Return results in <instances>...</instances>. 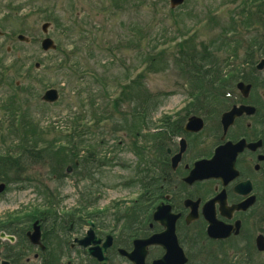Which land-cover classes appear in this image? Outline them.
I'll use <instances>...</instances> for the list:
<instances>
[{"label":"rangeland","instance_id":"1","mask_svg":"<svg viewBox=\"0 0 264 264\" xmlns=\"http://www.w3.org/2000/svg\"><path fill=\"white\" fill-rule=\"evenodd\" d=\"M9 1L18 2L19 9L6 10L8 18L0 26L25 35L29 43L3 44L0 38V59H15L11 70H0V157L11 156L0 162V182L6 183L0 195V224L25 208L48 206L69 216L72 209L86 207L89 190L95 209L146 205L145 197H138L139 174L133 171L142 155L137 170L150 164L158 119L191 95L195 84H206V93L198 95L214 94L213 88L207 89L208 81L192 74L205 72L207 62L227 74L253 47V40L261 43L264 32L257 24L264 20V0L260 6L258 0H184L176 9H170L169 0ZM248 17L251 27H246ZM43 23H49L47 37L55 42V52L40 49ZM7 47L14 51L8 53ZM203 48H209V57ZM62 50L66 56L75 50L68 64L71 71L61 70L66 59ZM190 54L196 62L189 61ZM148 55L155 59L150 67L143 64L151 60ZM223 85L216 81L217 90ZM48 89L59 92L54 104L41 101ZM7 116L12 119L7 121ZM134 141L143 148L134 149ZM21 142L26 143L24 150ZM65 144L80 155L94 148L98 162L75 173L66 166L51 174L50 167L63 157L53 154ZM24 153H32L31 158ZM150 175L144 173L142 192L144 186L150 191ZM230 251L208 245L204 256L201 248L195 249L193 259H231ZM254 256L252 263L262 264V258Z\"/></svg>","mask_w":264,"mask_h":264},{"label":"flooded vegetation","instance_id":"2","mask_svg":"<svg viewBox=\"0 0 264 264\" xmlns=\"http://www.w3.org/2000/svg\"><path fill=\"white\" fill-rule=\"evenodd\" d=\"M0 3V21H5L6 10L14 11L18 2ZM4 27L3 44L29 43ZM261 34V43L245 50L250 56L231 68L230 86L217 90L210 81L214 94L187 95L158 119L151 139L150 191L138 193L146 205L95 209L87 196L86 207L72 209L69 216L53 208L20 209L0 224V264H163L168 246L169 264H253L254 255L264 264ZM14 61L0 59V70H11ZM78 170L70 167L69 173ZM208 245L231 249V259H193L195 249L204 256Z\"/></svg>","mask_w":264,"mask_h":264},{"label":"trees","instance_id":"3","mask_svg":"<svg viewBox=\"0 0 264 264\" xmlns=\"http://www.w3.org/2000/svg\"><path fill=\"white\" fill-rule=\"evenodd\" d=\"M257 4H258V6H260V4H263V0H258L257 1ZM249 18V22H247V23H249V25H247L246 27H251L252 25H250L251 23H252V18H250V17H248ZM257 24H259V26L260 27H262V28H264V22H257ZM253 41H255V40H253ZM252 41V42H253ZM251 42V43H252ZM224 44V43H223ZM251 45V44H250ZM179 46H181V44H179ZM204 50H206L207 48H203ZM204 54H205V57L206 56H210L209 54H208V52H207V50L206 51H204ZM250 54L251 53H248V55H247V57L248 56H250ZM74 55H75V53L74 52H71L70 54H69V56H66V53H63V56H64V58L66 57V59L63 61V63H62V65H61V70L62 71H71L70 70V68H68V64L70 63V59L72 58V57H74ZM189 57H190V59H189V61H191L192 60V58H193V60L195 61L196 59L193 57V55H189ZM213 57V56H212ZM147 58H151V60L149 61V63H146V62H148L147 60H145V61H143V64H149V66L148 67H150V66H152L153 65V63H154V60L155 59H152V57L150 56V55H148V57ZM154 58V57H153ZM69 62H68V61ZM192 60V61H193ZM196 62V61H195ZM198 63V62H197ZM189 66H191V68H193L192 67V65H189ZM68 68V69H65V68ZM206 67V66H205ZM204 72V71H203ZM203 72H201V71H198L197 73H193L192 74V76H193V78H199V79H204V80H206V81H208V83L210 82V80L209 79H212L211 80V82L212 83H214V82H219V83H222V84H224L223 86H221V88H225L226 86H228L226 83H229V80H230V78H231V76H230V74H228L227 76H223L222 74V72H223V70H221V69H218L217 67H216V64H215V62L214 63H210V67L208 68H206V70H205V72L203 73ZM216 79V80H215ZM212 83H210V85H209V87L207 88V89H209V88H214V84H212ZM205 87H206V84H195V86H194V90H198V92L197 93H193V92H195V91H193L192 92V94L194 95V94H200V93H202V92H205L206 93V89H205ZM123 88V90L124 89H126L125 88V85L122 87ZM213 90V89H212ZM208 90H207V94H208ZM147 136H149V135H147ZM54 140H57V139H54ZM56 142V141H55ZM22 143V145L24 146V145H26V143L24 144V142H21ZM47 143V142H46ZM144 143H146L145 141H144ZM51 144H52V142H49L47 145L48 146H51ZM66 145H68V144H65V145H61V146H57L58 147V149H56L55 151V154H53L54 156H56V154L58 155V154H61V156H63L60 160H58V161H56V163H54V165L53 166H51L50 167V171H51V174H53V175H57V172H58V170L59 169H61V170H63L64 169V167L66 166V165H68V164H73V162H74V159H73V157L75 156V157H77L78 158V155L80 156V152L76 149V148H74V147H72V146H69V147H67ZM132 147L134 148V149H136V150H138L139 148H137V147H139V145L137 144V142L136 141H134L133 143H132ZM143 148V147H142ZM90 150H88V151H86V152H84L85 154H83L80 158H78L79 159V161H83V163L82 164H80L79 165V167H81V168H85L88 164H94L95 162H98V161H95V150H94V148H89ZM23 150H24V148H23ZM27 152V151H26ZM29 152V151H28ZM73 152H75V154L73 153ZM143 153V152H142ZM32 153H24L23 154V156H25L26 158H31L30 157V155H31ZM9 157H11L10 155H8V157H5V156H1L0 157V162L2 163L3 161H9ZM142 157H143V155L141 156V159H142ZM140 159V160H141ZM147 162H149V160H147ZM144 168L145 169H148L149 168V164H145V166H144ZM84 170H86V169H84ZM146 173H148V171H146ZM144 179V178H143ZM1 182H3V181H1ZM3 183H5V182H3ZM6 184V183H5ZM144 189H146V187L144 186Z\"/></svg>","mask_w":264,"mask_h":264},{"label":"water","instance_id":"4","mask_svg":"<svg viewBox=\"0 0 264 264\" xmlns=\"http://www.w3.org/2000/svg\"><path fill=\"white\" fill-rule=\"evenodd\" d=\"M182 3H183V0H171V6L172 7H176ZM48 26H49V24H44L42 26V31L46 32ZM20 40H23V38L20 37ZM42 48L45 51L55 50V45L53 44V42L50 39H46L42 43ZM262 62H264V61H262ZM57 98H58V93L55 90H49L43 96V101L48 102V103H53L57 100ZM230 115H231V113L228 116H230ZM3 190H4V185L1 184L0 185V193L3 192ZM168 232H169V229H168ZM166 248H168V253L166 254L164 259L159 261L160 263H163V264H169L171 262V253H170L171 247L168 246ZM174 248H177V247L175 246ZM263 248L264 247H262L261 249H263ZM183 259H185V258H183ZM174 262H177V259H174ZM176 264H182V263L180 261H178Z\"/></svg>","mask_w":264,"mask_h":264},{"label":"bare ground","instance_id":"5","mask_svg":"<svg viewBox=\"0 0 264 264\" xmlns=\"http://www.w3.org/2000/svg\"><path fill=\"white\" fill-rule=\"evenodd\" d=\"M20 147H21V149L23 150V145H21Z\"/></svg>","mask_w":264,"mask_h":264}]
</instances>
